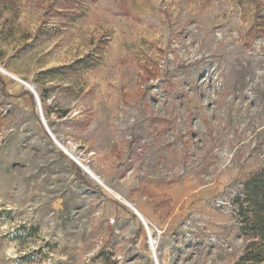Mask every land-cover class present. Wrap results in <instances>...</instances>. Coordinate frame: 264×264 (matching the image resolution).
I'll return each instance as SVG.
<instances>
[{
  "label": "rangeland",
  "instance_id": "1",
  "mask_svg": "<svg viewBox=\"0 0 264 264\" xmlns=\"http://www.w3.org/2000/svg\"><path fill=\"white\" fill-rule=\"evenodd\" d=\"M263 13L0 0V264H237L243 183L264 167ZM181 168L213 190L186 212L195 194L173 206L165 192Z\"/></svg>",
  "mask_w": 264,
  "mask_h": 264
},
{
  "label": "trees",
  "instance_id": "2",
  "mask_svg": "<svg viewBox=\"0 0 264 264\" xmlns=\"http://www.w3.org/2000/svg\"><path fill=\"white\" fill-rule=\"evenodd\" d=\"M258 19L264 34V13ZM243 185L250 241L237 264H264V167L250 174Z\"/></svg>",
  "mask_w": 264,
  "mask_h": 264
},
{
  "label": "crops",
  "instance_id": "3",
  "mask_svg": "<svg viewBox=\"0 0 264 264\" xmlns=\"http://www.w3.org/2000/svg\"><path fill=\"white\" fill-rule=\"evenodd\" d=\"M165 192L168 195V198L170 199L171 205H178L180 206V203L184 202V200H188L189 195L195 194V198L191 199L190 202H186V206L183 209L185 212L188 210L187 208L190 206H196L198 204V199H202L204 196H210L213 194L212 189H206L202 190L200 187L196 185V183L193 180H187L185 176H183L182 180L179 183H176L171 188L165 190ZM143 211L147 216L149 215V212L144 209Z\"/></svg>",
  "mask_w": 264,
  "mask_h": 264
},
{
  "label": "built area",
  "instance_id": "4",
  "mask_svg": "<svg viewBox=\"0 0 264 264\" xmlns=\"http://www.w3.org/2000/svg\"><path fill=\"white\" fill-rule=\"evenodd\" d=\"M33 90V89H32ZM36 96V95H35ZM36 100L38 101V98L36 97ZM40 115H41V119H42V121L44 122V124H45V121H44V118H43V115H42V112L40 111ZM53 138V140L58 144V146L60 147V148H62V150L63 151H65L66 153H67V155L70 157V159L71 160H73V162H75L77 165H79L81 168H82V165L80 164V162H79V160L80 161H82V162H84L83 160H81L80 158H79V156L78 155H76V153L74 152V151H71V150H69L68 148H66L64 145H62L60 142H58L54 137H52ZM83 169V168H82ZM177 175L179 176V178H183V176L185 175V170L183 169V168H181V169H179L178 171H177ZM115 198H117V199H119L122 203H124V204H127V205H129L133 210H134V212L141 218V216L136 212V210L127 202H124L123 200H121L118 196H116V195H113ZM141 220L143 221V223H144V225H145V228L147 227V225H148V223H146V222H144V220L141 218ZM149 226V225H148ZM152 234V233H151ZM153 236V235H152ZM149 242H150V235H147V244H148V247L150 248V249H152L151 248V244L149 245ZM156 255H153L152 256V258H153V261H154V264H158L157 263V260H156V257H155Z\"/></svg>",
  "mask_w": 264,
  "mask_h": 264
},
{
  "label": "bare ground",
  "instance_id": "5",
  "mask_svg": "<svg viewBox=\"0 0 264 264\" xmlns=\"http://www.w3.org/2000/svg\"><path fill=\"white\" fill-rule=\"evenodd\" d=\"M3 73H5V74L8 73L10 76L13 75V74L9 73L8 71L3 72ZM13 76H14V75H13ZM30 88H31V89H34L33 86H30ZM38 101H39V99H38ZM45 128H46V130H47V127H46V126H45ZM79 161H80V160H79ZM87 169H88V168H86V169H84V170L87 172ZM88 172H89V174H90L91 176L97 178V176L95 175V173H93V172L90 171V170H88ZM88 172H87V173H88ZM136 212H137V210H136ZM137 213H138V212H137ZM138 214H139V213H138ZM139 215H140V214H139ZM140 216H141V215H140ZM141 218L144 219V220L146 221V219H145L143 216H141ZM145 221H144V222H145ZM146 228H148L149 234H151V232H150V228H149V227H146ZM150 236H151V235H150ZM150 244H151V248H152V250H154V249H155V248H154V246H155V241L153 240L152 237H150L149 245H150ZM153 255H156L154 251H153ZM153 255H152V256H153ZM155 257H156V256H155ZM156 260H157V257H156ZM157 263H158V260H157Z\"/></svg>",
  "mask_w": 264,
  "mask_h": 264
},
{
  "label": "water",
  "instance_id": "6",
  "mask_svg": "<svg viewBox=\"0 0 264 264\" xmlns=\"http://www.w3.org/2000/svg\"><path fill=\"white\" fill-rule=\"evenodd\" d=\"M42 123H43V125H44V127H45V124H44L43 121H42ZM47 132H48V134H49L51 137H53L52 134H51V132L48 130V128H47Z\"/></svg>",
  "mask_w": 264,
  "mask_h": 264
}]
</instances>
